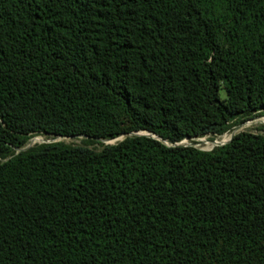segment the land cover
Segmentation results:
<instances>
[{
    "label": "trees",
    "instance_id": "obj_1",
    "mask_svg": "<svg viewBox=\"0 0 264 264\" xmlns=\"http://www.w3.org/2000/svg\"><path fill=\"white\" fill-rule=\"evenodd\" d=\"M260 113L264 0H0V264H264Z\"/></svg>",
    "mask_w": 264,
    "mask_h": 264
},
{
    "label": "rangeland",
    "instance_id": "obj_2",
    "mask_svg": "<svg viewBox=\"0 0 264 264\" xmlns=\"http://www.w3.org/2000/svg\"><path fill=\"white\" fill-rule=\"evenodd\" d=\"M220 96L223 98L225 97V92L223 89L220 90ZM242 130H248V131H252L254 133L257 132H261L264 133V113H260L258 115H255L239 124H236L234 126L231 127L230 131L225 132L224 134L220 135V136H216L215 138H212L210 135H205L202 137H198V138H194V139H189V138H185L182 143L185 144H192L195 145L201 149L204 150H210L212 149L214 146H216L214 144V140H218V141H222L224 138V136H226L224 139H228L230 137V134L232 132H239ZM32 138H38L32 141L33 144L35 143H41V142H51V141H64L66 143H72V144H80L82 142V136H56V137H51L48 135H35L33 137H31L28 141L31 142ZM123 136H120L118 138L115 139H110V140H105L102 141L104 143H115L117 140L122 139ZM27 143V144H28ZM91 147H96V148H100L101 145L100 144H91Z\"/></svg>",
    "mask_w": 264,
    "mask_h": 264
},
{
    "label": "water",
    "instance_id": "obj_3",
    "mask_svg": "<svg viewBox=\"0 0 264 264\" xmlns=\"http://www.w3.org/2000/svg\"><path fill=\"white\" fill-rule=\"evenodd\" d=\"M130 134H146V135H150V136H153V137H155V138H159V139H160V137H159L158 135H156V134L153 133V132H148V131L132 132V133H130ZM234 134H235V132H232V133L230 134V137H229L228 139H225V140H222V141L214 140L213 142H214V144H215L216 146L222 145V144H224V143L230 141V139L232 138V136H233ZM78 136H79V135H78ZM120 136H124V135L121 134ZM120 136H118V137H120ZM118 137H115V138H118ZM115 138H113V139H115ZM33 140H35V138H32V139H31V142H29L28 144H26L24 147H22V148H17V152H18L19 150H24V149H27L28 147L32 146V145H33V143H32ZM183 140H184V139H183ZM183 140H181V141H179V142H176V143H174V144H175V145H177V144H182V141H183ZM165 142H166V141H165ZM190 145H192V144H190Z\"/></svg>",
    "mask_w": 264,
    "mask_h": 264
},
{
    "label": "bare ground",
    "instance_id": "obj_4",
    "mask_svg": "<svg viewBox=\"0 0 264 264\" xmlns=\"http://www.w3.org/2000/svg\"><path fill=\"white\" fill-rule=\"evenodd\" d=\"M226 136H224V138H225ZM224 138H222L223 140H225ZM35 139H38V138H35ZM218 141V140H217Z\"/></svg>",
    "mask_w": 264,
    "mask_h": 264
}]
</instances>
